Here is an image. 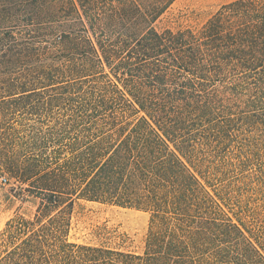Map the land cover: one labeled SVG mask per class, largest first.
Returning <instances> with one entry per match:
<instances>
[{"label": "trees", "instance_id": "16d2710c", "mask_svg": "<svg viewBox=\"0 0 264 264\" xmlns=\"http://www.w3.org/2000/svg\"><path fill=\"white\" fill-rule=\"evenodd\" d=\"M175 1L2 13L0 188L17 207L0 264H264V0L157 29ZM82 203L147 213L141 250L71 242Z\"/></svg>", "mask_w": 264, "mask_h": 264}, {"label": "rangeland", "instance_id": "374dc122", "mask_svg": "<svg viewBox=\"0 0 264 264\" xmlns=\"http://www.w3.org/2000/svg\"><path fill=\"white\" fill-rule=\"evenodd\" d=\"M19 1L22 0H0V17L3 12L6 14L8 12L15 14L19 10H23L24 13L31 12L33 7L29 2L19 7ZM232 1L234 0H176L156 23V28L198 29L210 15ZM46 2L48 4L49 0ZM18 24L24 25V23ZM9 189L8 184L1 185L0 188V231L17 207V204L9 200ZM23 212L29 213V209ZM148 220V214L142 211L82 203L74 209L69 240L77 243L111 242V236L120 235L122 236L120 244L128 250L138 252L143 245Z\"/></svg>", "mask_w": 264, "mask_h": 264}]
</instances>
